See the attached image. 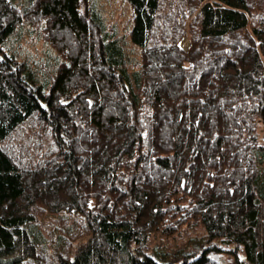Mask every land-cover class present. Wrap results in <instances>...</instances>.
I'll return each mask as SVG.
<instances>
[{
    "label": "trees",
    "instance_id": "1",
    "mask_svg": "<svg viewBox=\"0 0 264 264\" xmlns=\"http://www.w3.org/2000/svg\"><path fill=\"white\" fill-rule=\"evenodd\" d=\"M128 1L133 70L85 0H0V264L39 260L40 207L90 235L60 264H165L133 245L186 213L264 264V0ZM30 16L62 54L50 75L5 49ZM26 124L28 159L5 144Z\"/></svg>",
    "mask_w": 264,
    "mask_h": 264
},
{
    "label": "rangeland",
    "instance_id": "2",
    "mask_svg": "<svg viewBox=\"0 0 264 264\" xmlns=\"http://www.w3.org/2000/svg\"><path fill=\"white\" fill-rule=\"evenodd\" d=\"M13 1L24 8L31 0ZM85 1L88 6L84 5V8L95 7L103 16L108 32L124 44L129 67L132 70L138 69L141 49L132 42L130 36L133 26V7L130 2L128 0ZM36 17L30 16L17 28L16 33L6 42L5 49L20 59L28 60L40 71L50 75L55 73L63 60L62 54L51 42L53 35L47 28V19L42 16ZM190 45L191 40L188 36L180 40V46L185 50L189 49ZM33 127V124H26L5 143L10 148H15L13 151L22 158H26V151H30L28 149L30 145L27 147L25 145ZM38 215L44 244L38 249L39 260L26 264H60L59 260L62 257L69 252H71L70 256L74 257L78 249L90 239V235L83 229L82 217L76 219L72 214L53 213L44 207H40ZM70 226L74 228V234L78 233L75 238L74 235L68 237L70 235L67 230ZM61 234L65 237L60 238ZM148 238L142 246L133 245L135 252L150 255L159 263L165 264H181L185 258L202 256L205 253L209 255L207 264H238V260L245 254L242 249L235 254L233 252L235 245L211 236L203 222L189 213L175 224L170 220L169 223L164 221L161 227L149 232Z\"/></svg>",
    "mask_w": 264,
    "mask_h": 264
}]
</instances>
